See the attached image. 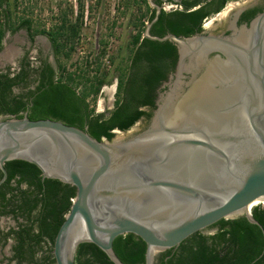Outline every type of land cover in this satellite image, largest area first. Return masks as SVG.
<instances>
[{"label": "water", "instance_id": "obj_1", "mask_svg": "<svg viewBox=\"0 0 264 264\" xmlns=\"http://www.w3.org/2000/svg\"><path fill=\"white\" fill-rule=\"evenodd\" d=\"M156 9L160 14L162 7ZM151 26L145 38L171 41L178 49V82L204 45H213L209 59L224 61V55L228 61L229 53L235 54L246 76L240 106L244 127L213 134L162 125L163 106L175 88L158 101L151 126L121 142L99 141L86 130L51 119L0 118V186L7 179L5 165L20 160L36 166L44 179L76 188L54 241L56 264H76L77 249L84 243L97 246L113 264H124L114 242L129 234L146 244L145 264H154L160 253L196 233L210 235L221 220L246 217L262 228L249 208L264 198V13L242 29L250 34L246 44L212 34L153 37ZM195 78L193 74L184 92ZM155 133L161 138L151 137Z\"/></svg>", "mask_w": 264, "mask_h": 264}, {"label": "trees", "instance_id": "obj_2", "mask_svg": "<svg viewBox=\"0 0 264 264\" xmlns=\"http://www.w3.org/2000/svg\"><path fill=\"white\" fill-rule=\"evenodd\" d=\"M179 1L181 9L172 12L162 10L160 14L157 9L152 10L148 21L152 24L151 36L163 38L173 34L189 38L200 34L204 30L205 20L217 15L233 0ZM2 3L3 0L0 5ZM156 4L162 7L163 2L157 0ZM6 19L10 21L8 13ZM65 23L58 28L57 39L65 38L67 31H70L71 37H77L78 28L75 26L69 30ZM31 26L32 21L29 19H22L19 24V27L29 30ZM145 30L146 26L143 33ZM2 37L3 31L0 30V42ZM132 44L135 49L130 65L118 84L120 97L109 116L96 113L88 101L92 92L98 94L104 82L100 80L97 87L92 86V91L80 93L73 84L75 78L69 74L61 76L57 82H50L46 89L33 98L31 107L26 105L24 97L15 96L12 92L11 87L17 79L2 75L0 117L22 119L27 116L33 121L56 120L86 130L99 141H112L114 130L126 132L142 119L149 121L157 109V90L176 66L178 49L171 41L147 39L141 33L133 38ZM66 46L60 43L59 52H63ZM65 57H70V54L66 53ZM63 70L61 67L60 71ZM146 108L150 111H146ZM6 169L8 178L0 186V200L6 201V205L11 208L1 213H21L33 220L29 227L21 230L18 253L24 257L29 252L33 264H56L52 253L37 261L34 260L35 253L42 249L44 238L51 242L52 251L56 235L76 197V188L58 180L44 179L41 171L28 162L10 161ZM12 181H16V187ZM24 183L28 185V190L21 189ZM10 193L12 197L7 198ZM35 210H38V215L32 217ZM252 215L262 228L252 224L246 217L221 220L210 228L215 229L213 234L196 233L178 248L160 253L155 264H264V207L253 208ZM114 252L124 264H145L146 244L132 234L118 237L114 242ZM75 260L76 264H113L102 250L89 243L78 247Z\"/></svg>", "mask_w": 264, "mask_h": 264}, {"label": "rangeland", "instance_id": "obj_3", "mask_svg": "<svg viewBox=\"0 0 264 264\" xmlns=\"http://www.w3.org/2000/svg\"><path fill=\"white\" fill-rule=\"evenodd\" d=\"M156 1L3 0L0 5V25L8 20V13L10 21L15 24L22 19L31 20L35 32H48L52 27L56 30L64 22L69 30L76 26L79 32L77 37H71L70 31H67L66 37L59 39L61 44L67 45L63 55L70 54V57L60 56L61 67L64 69L60 76L72 74L75 78L73 84L80 93L92 91L93 85L97 87L98 82L103 81L104 85L98 94L92 92L88 101L96 113L106 114L120 97L118 84L130 65L135 49L133 38L140 33L144 34L145 26L149 25L150 14L157 7ZM246 1L249 0L230 1L226 8L231 3L244 4ZM162 8L172 12L180 9V6L176 7V3L166 1ZM233 12L234 10L223 21H215L214 28L208 25L217 19V15L205 20L203 27L211 33H221ZM148 125L149 122L142 119L129 131L115 134L114 140L139 135ZM258 206L264 207V204ZM214 232L215 229L210 234Z\"/></svg>", "mask_w": 264, "mask_h": 264}, {"label": "flooded vegetation", "instance_id": "obj_4", "mask_svg": "<svg viewBox=\"0 0 264 264\" xmlns=\"http://www.w3.org/2000/svg\"><path fill=\"white\" fill-rule=\"evenodd\" d=\"M166 1L167 3H175L177 0H162V6ZM176 4L182 8L181 5L178 3ZM162 10L165 9L162 8ZM238 11L239 15L236 17V12ZM263 13L264 0H249L246 1L242 7L234 10L221 33L216 32V34H214L203 27V32L197 35L212 34L215 36H222L223 38L234 39L242 32L243 28L249 29L255 19ZM235 19L236 27L234 28L232 24ZM19 24L20 22L15 24L9 20H5L0 25V30L3 31V37L0 42V77L6 75L9 79L16 78V84L11 87L13 94L18 97H24L26 105L31 107L33 105V98L40 91L46 89L50 82L54 83L59 81L61 77V63L59 59L63 53L62 51L59 52L58 49L60 45V38L57 39L59 36L57 35L58 28L55 30L52 27V30L43 33V31L35 32L32 26L30 30L27 27H19ZM253 44L254 43H252V45ZM213 56L215 55H212L211 58ZM220 56L224 61L227 59L224 55ZM178 68L179 57L174 70L169 72L167 79L163 81L157 90L156 106L160 98H162V100L166 99L177 84H180L183 90L188 89L186 83H190L193 73L190 70H186L178 83ZM32 93L35 95H31ZM114 107L105 115L109 116ZM145 110L150 111L149 108ZM154 113L155 110L153 111L152 118L148 121L149 125L146 130L152 124ZM0 118L8 119L6 117ZM12 184L16 187V181H12ZM21 189L28 190V185L26 183L22 184ZM11 197L12 193L7 195V198ZM10 208V206L8 207L6 205V201L0 200V264H33L29 252L22 257L17 250L20 242L19 237L21 235V230L25 227H29L33 220H30L28 215H22L21 213L18 215H16V213H1ZM37 215L38 210H35L32 217ZM34 228L37 232L38 229L36 225H34ZM41 245L42 249L35 253V261L42 260L51 253L53 255V249L51 251L52 244L49 242L48 238H44Z\"/></svg>", "mask_w": 264, "mask_h": 264}, {"label": "bare ground", "instance_id": "obj_5", "mask_svg": "<svg viewBox=\"0 0 264 264\" xmlns=\"http://www.w3.org/2000/svg\"><path fill=\"white\" fill-rule=\"evenodd\" d=\"M241 4L231 3L208 27L214 28L215 21H223L230 12L245 3ZM249 36L250 34L241 32L236 40L246 44ZM212 46L209 44L201 47L191 63L184 67L192 71L196 78L189 91L184 92L181 85L177 84L171 96L166 99L160 115L162 125L180 130L202 129L213 134H224L244 127L243 109L240 107L241 101L246 97L244 70L237 64L232 52L229 53L228 61L209 59L207 52ZM159 124H156L157 128ZM160 135L162 134L155 133L151 137L161 138ZM115 140L123 141L120 138ZM262 204L264 198L251 205L249 211L252 212L254 207Z\"/></svg>", "mask_w": 264, "mask_h": 264}, {"label": "built area", "instance_id": "obj_6", "mask_svg": "<svg viewBox=\"0 0 264 264\" xmlns=\"http://www.w3.org/2000/svg\"><path fill=\"white\" fill-rule=\"evenodd\" d=\"M176 7H178V5L176 4ZM180 9H181V7H180Z\"/></svg>", "mask_w": 264, "mask_h": 264}]
</instances>
